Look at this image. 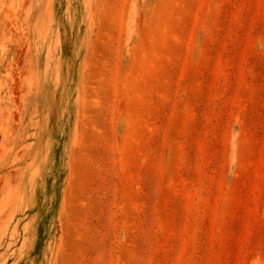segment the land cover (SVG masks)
Wrapping results in <instances>:
<instances>
[{
  "label": "rangeland",
  "instance_id": "1",
  "mask_svg": "<svg viewBox=\"0 0 264 264\" xmlns=\"http://www.w3.org/2000/svg\"><path fill=\"white\" fill-rule=\"evenodd\" d=\"M0 264H264V0H0Z\"/></svg>",
  "mask_w": 264,
  "mask_h": 264
}]
</instances>
